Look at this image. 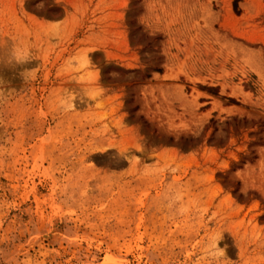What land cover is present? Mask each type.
<instances>
[{
    "label": "rangeland",
    "instance_id": "rangeland-1",
    "mask_svg": "<svg viewBox=\"0 0 264 264\" xmlns=\"http://www.w3.org/2000/svg\"><path fill=\"white\" fill-rule=\"evenodd\" d=\"M40 2L0 0V264H264V0Z\"/></svg>",
    "mask_w": 264,
    "mask_h": 264
},
{
    "label": "clouds",
    "instance_id": "clouds-1",
    "mask_svg": "<svg viewBox=\"0 0 264 264\" xmlns=\"http://www.w3.org/2000/svg\"><path fill=\"white\" fill-rule=\"evenodd\" d=\"M56 2L57 0H53V3ZM36 8L38 11H44L45 10L44 0H41V2L36 5ZM91 51L92 50H88L84 53L69 58V60L66 62V69L69 71H80L88 66H91L92 61L89 56V53H91ZM30 56L31 53L28 50L13 47L10 51L6 53L3 59H0V65L9 66V67L23 65L29 62ZM30 74L33 73H29L28 70H24L20 73L23 79L28 78V75ZM2 84H3V80H0V85ZM99 94L100 92H96L95 95L87 96V98L90 102H92ZM57 105L60 108V110L64 112L73 111L75 110L76 107V97L72 94L62 96L57 101ZM103 151L105 150H102L101 153H103ZM242 193L246 195L245 192ZM181 199H182L181 195L177 194L175 200L180 201ZM188 210H189L188 208L182 205L177 210V212L179 215H183ZM221 239H222V232L215 234L209 240V242L206 244L204 248L205 258L209 260L210 264H214V262L219 261L222 257L225 256V249L219 246V242L221 241Z\"/></svg>",
    "mask_w": 264,
    "mask_h": 264
},
{
    "label": "trees",
    "instance_id": "trees-1",
    "mask_svg": "<svg viewBox=\"0 0 264 264\" xmlns=\"http://www.w3.org/2000/svg\"><path fill=\"white\" fill-rule=\"evenodd\" d=\"M229 101L233 102V103H236V101L234 99H231V98H229Z\"/></svg>",
    "mask_w": 264,
    "mask_h": 264
}]
</instances>
